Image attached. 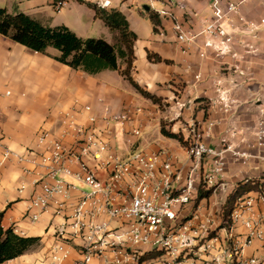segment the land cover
I'll use <instances>...</instances> for the list:
<instances>
[{
    "label": "built area",
    "instance_id": "obj_1",
    "mask_svg": "<svg viewBox=\"0 0 264 264\" xmlns=\"http://www.w3.org/2000/svg\"><path fill=\"white\" fill-rule=\"evenodd\" d=\"M68 2L55 0V10L60 12ZM187 2L170 0L169 4L181 8ZM95 4L108 9L111 1ZM209 10L197 34L171 11L158 14L172 20L177 40L186 44L184 53L202 34L217 56L239 58L236 47L247 55L257 52L246 38L259 37L264 19L260 24L247 20L236 2L209 0ZM205 56L202 51L201 57ZM237 70L233 68L234 73ZM231 92L219 93L224 106ZM258 101L261 109L247 150L207 145L203 131L193 125L187 157L180 160L165 148L139 150L141 107L118 112L106 107L98 117L89 105L78 109L75 100L58 133L39 131L35 146L22 152L6 144L0 127V180L14 161L26 179L21 190L31 189L23 220L34 225L44 215L50 217L54 243L49 264H264V170L258 177L242 178L239 183H253L255 188L236 197L227 218L222 214L239 185L233 189L225 177V154L231 152L243 163L252 160L264 168V98ZM82 113L89 115L86 123L78 121ZM113 140L130 147L128 154L118 155ZM200 189L209 192L210 199L218 193L225 197L209 211L203 202L206 198L195 203Z\"/></svg>",
    "mask_w": 264,
    "mask_h": 264
},
{
    "label": "crops",
    "instance_id": "obj_2",
    "mask_svg": "<svg viewBox=\"0 0 264 264\" xmlns=\"http://www.w3.org/2000/svg\"><path fill=\"white\" fill-rule=\"evenodd\" d=\"M0 1L4 4L0 8H6L12 14L16 10L47 26H66L83 39L97 35L99 38L96 39H104L116 48H123L120 33L97 18L93 9L89 11V4H95L97 0H69L65 7L67 11L56 16L49 9L55 0ZM110 1L108 9L122 12L130 30L137 35L131 72L133 79L146 91L161 98V102L154 103L143 97L118 70H104L91 75L57 61L55 57L60 52L54 48H49L46 54L34 52L0 34V127L9 147L22 152L35 146L39 131L58 133L64 114L72 110L75 100L79 101L78 109L89 105L92 114L98 117L106 107L114 112L141 107L143 113L139 122L143 136L138 142L139 149L154 151L165 148L180 160L186 159V146L162 135V123L166 124L167 130L181 133L188 143L190 128L194 125L203 131L204 142L218 150L225 145L243 148V142L253 141L261 109L258 99L264 98V24L258 28L257 39L246 38L257 49L253 54L247 55L245 49L236 47L238 56L241 55L239 58L217 56L212 48L205 45L207 37L204 34L196 39L189 52L184 53L182 49L186 44L177 40L170 18L160 17L158 31L154 30L152 23L153 31L145 40L139 35V22L129 18L125 10H134L147 1L160 2L162 10L171 11L188 31L197 34L202 29L204 18L210 14L209 0H188L181 8L170 5V0ZM223 2L241 3L242 16L256 24L264 19V0ZM84 6L90 9L85 11ZM146 6L141 13L148 16L152 12L158 14L149 6V10H145ZM235 22L244 32L238 17ZM202 51L206 52L205 57H201ZM148 53L159 55L163 61L149 60ZM126 66V60L120 58L119 67L125 69ZM235 67L238 68L236 73L233 71ZM7 91L11 95L6 96ZM228 91H232L231 97L224 106L219 93ZM88 116L82 113L77 118L80 123H86ZM113 145L118 155L128 154L130 147L127 145L114 140ZM230 169L225 177L232 187L239 179L258 177L264 170L252 160ZM25 181L14 161L4 169L0 180V219L5 228L12 227L21 236L40 237V244L36 250L3 264H49L48 255L54 243L53 230H49L50 217L44 215L34 225L23 220L31 197L30 188L21 190ZM74 195L77 196L78 191Z\"/></svg>",
    "mask_w": 264,
    "mask_h": 264
},
{
    "label": "trees",
    "instance_id": "obj_3",
    "mask_svg": "<svg viewBox=\"0 0 264 264\" xmlns=\"http://www.w3.org/2000/svg\"><path fill=\"white\" fill-rule=\"evenodd\" d=\"M95 11V16L101 19L111 30L120 33L123 48H116L104 39H83L66 26L51 27L42 24L25 13H10L6 8H0V34L27 47L31 51L46 54L49 48L60 52L55 59L73 69H80L94 75L104 70H118L126 77L134 89L143 97L160 103L161 98L151 94L141 87L132 77L131 72L135 60L134 45L137 35L130 30L125 15L116 9H103L95 4H89ZM158 31L160 15L149 13ZM126 60V68L119 67V59ZM148 58L154 62H162L157 54L148 53ZM162 135L178 140L183 146L188 145L181 133H174L166 129V124H161ZM255 188L253 183H239L238 188L232 193L226 203V211H230L235 198ZM209 192L201 191L199 200L207 198ZM40 237L21 236L12 227L5 228L0 219V264L18 258L29 252L36 244L40 243Z\"/></svg>",
    "mask_w": 264,
    "mask_h": 264
},
{
    "label": "rangeland",
    "instance_id": "obj_4",
    "mask_svg": "<svg viewBox=\"0 0 264 264\" xmlns=\"http://www.w3.org/2000/svg\"><path fill=\"white\" fill-rule=\"evenodd\" d=\"M15 2H17V0H15ZM53 4L54 3H52V4L49 5V9L53 13V15H55V16L56 15H61V14L65 13L67 11V9H68V8H63L60 11V14H58V12L55 10ZM3 5H4L3 2L0 1V7H4ZM144 5L149 6L151 10H155L157 12H161L162 11L161 3L160 2L151 3L149 1H147L144 4H140L139 7L135 8L134 10H128V9H126L125 12H126V15L129 18H131L132 20L133 19H136L139 22V27H138V29H139V35H140V37L142 39H145L146 40V39H148L150 37L151 32L153 31V26H152V22H151L149 16L147 15V13H141V11H143V6ZM84 7H85L84 8L85 11L90 9L88 6H84ZM89 11H92V8ZM13 12L14 13H19V12H16V10H13ZM84 17H85V14H84ZM90 38H99V37H97V35H96V37H90ZM253 139H254V136H253ZM243 143L245 144V147L242 148V146L240 147V146L233 145V150L236 151V152H238V151L239 152H242L244 150H247L246 141L243 142ZM248 143H251V142H248ZM224 148L225 147H221L220 149H224ZM161 149H163V148H161ZM139 150H142V149H139ZM225 156H226V161H227V166H226V170H225L226 173L231 171L230 167H233V168L236 167L237 168L238 165L240 166L241 164H243L242 159H238L237 157L233 156V153H231V152H227L225 154ZM228 160H229V164H228ZM241 181H242V179H239V182H241ZM233 187H234L233 189H236L237 183ZM201 191H204V190L200 189L198 191V195H197L198 197L196 198V201H195L196 205H198L199 202H201V200H199V193ZM233 191H235V190H233ZM204 192H207V191H204ZM232 193H234V192H231V194L229 195V197L232 195ZM224 197H225L224 193H218L215 196L213 195V197L211 199H210V197L209 198L207 197L206 200L203 201V202L205 204V207L209 211L210 210L212 211V210H214L216 208V204H217L216 202H222V198H224ZM229 197H228V199H229ZM225 207L226 206H223L222 214H223V216H225L227 218L229 216L231 210L230 211L229 210L226 211ZM39 244L37 243L36 246L34 248H32V249L33 250H36L38 248ZM32 249L30 251H33Z\"/></svg>",
    "mask_w": 264,
    "mask_h": 264
},
{
    "label": "water",
    "instance_id": "obj_5",
    "mask_svg": "<svg viewBox=\"0 0 264 264\" xmlns=\"http://www.w3.org/2000/svg\"><path fill=\"white\" fill-rule=\"evenodd\" d=\"M144 8H145V10H149V7H147V6H146V7H144Z\"/></svg>",
    "mask_w": 264,
    "mask_h": 264
}]
</instances>
